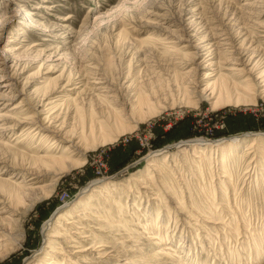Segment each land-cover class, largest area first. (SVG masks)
<instances>
[{
  "label": "rangeland",
  "instance_id": "374dc122",
  "mask_svg": "<svg viewBox=\"0 0 264 264\" xmlns=\"http://www.w3.org/2000/svg\"><path fill=\"white\" fill-rule=\"evenodd\" d=\"M219 72L235 83L230 101L212 87ZM263 89L264 0H0V264H146L161 246L142 233L151 213L178 217L167 251L189 244L184 262L264 264V160L243 157L255 136L264 150ZM234 138L229 162L182 145ZM154 160L164 173L148 170ZM230 162L236 190L223 193ZM180 199L206 203L208 220L189 222ZM221 218L243 233L223 238L209 220Z\"/></svg>",
  "mask_w": 264,
  "mask_h": 264
},
{
  "label": "bare ground",
  "instance_id": "6f19581e",
  "mask_svg": "<svg viewBox=\"0 0 264 264\" xmlns=\"http://www.w3.org/2000/svg\"><path fill=\"white\" fill-rule=\"evenodd\" d=\"M255 24H257V23H255ZM34 45H36V44H31V47H33ZM170 48V47H169ZM230 48V47H229ZM166 49V48H165ZM168 49V48H167ZM230 50V49H229ZM241 56H244L243 54H244V51H241L240 53H239ZM239 60L241 61V57L239 58ZM235 62H236V64H237V61L235 60ZM233 67H231V71H237V68H239V66H240V64L238 63L237 65H232ZM218 75V77H216L215 78V84H214V82H213V84H214V86H212V87H214L215 88V90H217L218 91V97H217V99L218 100H223V99H226L227 98V101H230L231 100V97H230V95L231 96H233V93H232V90H229V86H233V85H235V83H232V84H230V81L228 80V79H226V75H224V74H220V72L217 74ZM229 81V82H228ZM251 83V82H250ZM252 84V83H251ZM250 84V85H251ZM264 90V89H263ZM97 96H101L100 94H97ZM118 107L117 108H113L112 109V113L114 114V116L115 117H118ZM102 128V127H101ZM93 130V129H92ZM237 142V143H236ZM244 142V141H243ZM242 142V140H240V138H234V141L232 142L233 144H225L226 142L225 141H215V142H209V141H207V140H205V139H195V140H191L190 142H186V143H183L182 145H186V147L188 148V149H190V151L193 149V151H198L199 153H202V154H204L203 152H202V150L203 151H205V150H211V151H214V156L217 154V152H221L222 153V156H223V161L224 162H229V161H231V156L235 153V151L238 149V147H239V144L238 143H243ZM248 142V141H247ZM262 142H263V138L262 137H260V136H255V138H253V139H251L250 141H249V143H248V148H247V151L245 152V154L243 155V157H252V159H250V164L254 161H258V162H261V159L262 160H264V150H260L259 149V147H260V145H262ZM181 145V146H182ZM202 147V148H201ZM198 148H200V149H198ZM51 149H53V148H50V149H48V151H51ZM258 150V152L259 153H262V157H261V159L259 160V159H257V157H258V152L256 153V151ZM254 152H255V154H254ZM192 156L193 157H197L196 155H194L193 153H192ZM235 157V156H234ZM39 158H43V159H45V160H53V161H56L57 163H59V164H62V163H66L67 161H71L72 159H69V157H57V156H53L52 154H49V153H47V154H45L44 156H41V157H39ZM72 161H75V160H72ZM71 161V162H72ZM249 162V161H248ZM234 163V162H233ZM67 164V163H66ZM229 164H231V162L229 163ZM249 164V165H250ZM204 165H206V162H204ZM199 167V166H198ZM234 169H236V165H235V163L234 164H231L230 166H228V167H226L225 166V168H224V170H223V174L221 175L222 176V178H224V179H229L228 180V182L227 183H225L224 184V182H222L221 183V187H222V189H223V193H229L228 192V190H229V186H230V184H232L233 182H232V180H233V178L234 177H232V176H234V172H233V170ZM148 170H151V171H159V173H164L162 170H161V168H160V166H159V164H158V160H154V161H151L149 164H148ZM250 170V169H249ZM249 170L248 171H246V174L247 173H249ZM252 170V169H251ZM245 174V175H246ZM166 176H169L168 174H165ZM146 176V175H145ZM144 176V177H145ZM250 176V175H249ZM145 178H147V177H145ZM168 180L169 181H171V178L169 179L168 178ZM134 181H138L137 180V178H134ZM227 181V180H226ZM231 182V183H230ZM174 180L172 181V183H171V187L170 186H166V182L164 181L163 182V184H164V188L167 190V192H172V194H174V193H176V188L173 186L174 184ZM121 186H123V188L125 189V190H127V191H130L131 192V187H132V182H129V185H127V183H125V182H122L121 183ZM232 186H233V190L235 191L236 190V187L232 184ZM89 188V187H88ZM88 188H86V191H87V189ZM204 188V187H203ZM238 188V187H237ZM90 189V188H89ZM85 190V189H84ZM83 190V191H84ZM212 191V192H209V191ZM94 191H96V189H94ZM201 191H202V194H209V196H210V198L209 199H211L212 200V202L215 204V200H216V198H217V191H216V189L215 190H213V189H211V187H209V190H207L206 188L205 189H201ZM212 193V195H213V197H211V194ZM167 194V193H166ZM171 194V193H170ZM166 196H168V195H166ZM172 197V196H171ZM205 197V196H204ZM177 199V201H179L178 199V197L176 198ZM180 203H178V205H177V209L179 210V211H181V213L182 212H185L186 213V217L189 219V222H190V220H196V221H198V222H196L194 225L195 226H200L201 224L199 223V221H200V219H196L195 217H194V213L195 214H197V215H199V217H201L203 220H208L207 218H205V216H204V214L203 213H200L199 212V210H206V207H207V205H206V203L202 206L201 204L200 205H198V204H195V206L197 207V208H195V207H192V206H188L187 205V203H186V201L184 200V199H180ZM206 202H208L207 200H206ZM128 203H130L129 201L127 202V204ZM133 204H135V203H133ZM194 204V203H193ZM221 206H222V209L223 210H225V212H227V211H230L231 213H232V215L233 216H236V214L235 213H238L237 214V216L235 217V220L237 221L238 219H240V218H242L243 217V215L240 213V211H242V209H235L233 212L231 211L232 210V208L231 209H229L228 210V208L227 209H225L224 208V206L226 205V204H220ZM190 209H192V210H190ZM219 207H218V205H212V207H211V209H212V211H213V215H219V216H221L222 217V215H221V213L223 212L222 210H220V209H218ZM138 209H141V206H139V207H136V210H138ZM139 211V210H138ZM195 211V212H194ZM208 211V210H207ZM252 214V213H251ZM229 215V214H228ZM78 216V215H77ZM135 216V215H134ZM148 216V218H146V220H147V222L148 223H145L144 224V226H142L141 225V228L143 229L142 230V233L143 234H145L146 235V238L147 239H149V240H151V241H153V240H157V242H159V245H161L160 247H159V250H157L155 253H153L152 255H150V256H145V259L144 260H141V263H146V264H153L154 263V261H156V260H163L162 262H168V261H166V259H161L160 257L163 255V256H166L167 257V259L169 260V264L170 263H182V264H189V262H184L186 259H188V256L190 255V253L192 252H194L193 251V249L194 248H192L189 244L188 245H186V243H184L183 242V244H181L182 245V251L184 252V254L183 255H181V253L182 252H180L179 253V251L178 250H172V252L171 251H167V250H169V249H171L168 245L169 244H171V243H169V242H172V239H173V237H171L172 235L171 234H173L172 232H170L169 231V229L170 228H172L174 225H175V227H174V231L178 228V223H180L179 222V219H178V217L177 216H171V214L165 219L164 217H159L158 215H156V217L151 213V215H147ZM146 215H145V217H147ZM58 218L59 219H63L62 218V216L61 215H59L58 216ZM155 218V219H154ZM222 218H224V216L222 217ZM222 218H221V220H215V221H212L211 219H209L211 222H213L214 223V225H215V228L217 229V230H219V231H221L222 229H221V226H223L224 225V227L228 230H226L225 231V236L223 237V238H227L228 236H231V233H233V234H235V233H237V234H242L243 232H242V230L241 231H239L240 229H238V230H236V231H234V229L235 228H233L231 225H230V223H226V222H222ZM155 221V223H153ZM184 221V220H183ZM226 221V220H225ZM51 223V221L49 222V224ZM185 223H187L188 224V222H186V220H185ZM142 224V223H141ZM247 224V225H246ZM202 225H203V223H202ZM238 225V224H237ZM251 225H252V220L251 221H249V223H243V227H242V229H243V231L245 230L247 233L249 232L248 231V229H247V226L248 227H251ZM188 226H190V228H191V230L192 231H194V227L193 226H191V225H188ZM79 228H81L80 226H78ZM118 227L119 228H121V227H123V226H119L118 225ZM156 229V230H155ZM156 231H157V233H156ZM172 231V230H171ZM2 231H0V244H2L5 240H6V238H4L5 237V234L2 232ZM195 232V231H194ZM210 232V231H209ZM198 233V232H197ZM211 234V233H210ZM262 234H264V232L262 233L261 232V234H260V236L262 235ZM174 235V234H173ZM185 234H183V236H184ZM215 234H213V236H214ZM219 236V235H218ZM217 235H216V238H217V240H220V239H223L222 237L220 238V236L218 237ZM249 236H251V235H249ZM260 236H258V235H254L253 237H251L252 239L250 240V241H252L253 240V243H259V242H261L262 243V240H260V239H258V238H262V237H260ZM204 237V236H203ZM232 237V236H231ZM205 239H206V237H204ZM233 238V237H232ZM199 240V239H198ZM211 240H212V238H211ZM129 241V240H128ZM197 241V240H196ZM230 241V240H229ZM154 242V241H153ZM248 242H249V240H248ZM236 243H238V240H237V242ZM221 244H225V242H221ZM5 245V244H4ZM238 245V244H237ZM235 246V252L237 251V253H236V259L238 258V259H240L241 258V255H242V248H243V246H242V243H241V252L239 253V246ZM6 246V245H5ZM0 247H2V246H0ZM78 247V246H77ZM104 247H108V244L106 243V242H101L100 244H98V245H96L95 246V248H92V246H87V248H83V249H77V252H82V253H84V252H86V251H88V250H90V249H93V251H98V249H100L101 250V248H104ZM172 247V246H171ZM232 247V246H231ZM254 249H256V248H254ZM257 250H258V248H257ZM256 250V251H257ZM227 251V257L228 256H230V255H232V253L230 254L229 252V249L228 250H226ZM235 252H233V254L235 253ZM98 253V255H99V257H105V255L106 254H103V253H101V252H97ZM61 254H63V252H61ZM162 256V257H163ZM256 256L258 257V252L256 253ZM176 257H179V258H176ZM251 259V258H250ZM192 260V259H191ZM160 261V262H161ZM189 261V260H188ZM251 261V260H250ZM198 262L199 261H195L194 260V264H198ZM68 263H73V261L72 260H70L69 258H68ZM127 263H131V261H127ZM74 264V263H73Z\"/></svg>",
  "mask_w": 264,
  "mask_h": 264
}]
</instances>
